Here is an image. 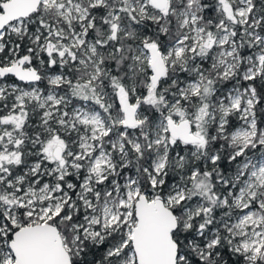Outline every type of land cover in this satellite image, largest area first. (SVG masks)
I'll return each mask as SVG.
<instances>
[{
	"label": "snow or ice",
	"instance_id": "6c2138e0",
	"mask_svg": "<svg viewBox=\"0 0 264 264\" xmlns=\"http://www.w3.org/2000/svg\"><path fill=\"white\" fill-rule=\"evenodd\" d=\"M0 264H264V0H0Z\"/></svg>",
	"mask_w": 264,
	"mask_h": 264
}]
</instances>
